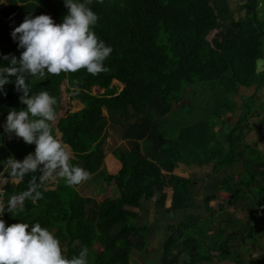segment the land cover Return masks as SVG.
<instances>
[{"label": "trees", "instance_id": "trees-1", "mask_svg": "<svg viewBox=\"0 0 264 264\" xmlns=\"http://www.w3.org/2000/svg\"><path fill=\"white\" fill-rule=\"evenodd\" d=\"M88 7L99 17L93 31L113 49L105 61L108 71L92 76L81 69L44 80L26 74V82L30 95L47 91L55 97L58 114L63 82L80 81L78 94L73 95V89L66 92L70 101L82 103L83 108L71 110L57 127L53 126L52 132L57 138L59 131L61 143L73 149L70 163L87 170L91 177L102 176L109 125L120 129L122 144L111 152L114 174H106L105 180L109 186H116L120 197L99 206L77 192L76 187L84 182L69 187L61 178L55 190H46L44 182L39 189L43 197L35 204L25 200L22 211L8 212L9 198L27 190L33 174L22 180L13 178L7 160L11 157L22 161L35 150L34 144H26L14 135L15 142L3 145L2 136L9 139L3 127L9 111L26 107L20 103L22 92L16 89V77L11 76L12 82L0 91V175L8 181L4 192L0 189V200L4 196L0 219L8 225L19 222L31 227L40 223L51 232L55 229L62 248L64 243H79L82 248L92 246L95 250L100 244L104 250L101 258L91 262L94 264L105 258L127 259L133 246L137 247L136 238L140 237L142 247L146 244V232L141 233L133 223L138 216L134 211L142 201L159 196L157 203L162 208L190 206L193 178L179 175L181 164H214L216 172L241 164L246 178L239 176L237 181L228 175L220 185L221 191L230 194V199L221 205L222 222L227 225L233 220L237 229H222L235 234L228 243L222 241L213 249L219 252L218 262L226 260L233 251L236 255L227 260L245 264L241 249H233L247 239L257 243L256 232L264 234V154L244 141V131L251 129L247 121L256 111L255 97L264 88V71L257 72V61L264 57V21L258 16L261 3L259 9L257 0L254 4L246 0L241 6L246 14L237 20L228 0H91ZM40 14L61 23L67 14L64 0H0V67L9 66L3 56L19 58L23 51L11 36L14 28L26 16ZM216 29L220 31L210 42L208 36ZM112 80L121 82L124 90L111 87L102 99L92 95L94 87ZM242 91L249 93L241 94L244 98L240 99L245 114L234 127H224L219 132L216 124L229 112L235 113ZM258 106L264 109V103ZM103 109L109 117L103 116ZM260 123L264 127V115ZM35 175L39 177L40 173ZM15 180H19L18 184ZM247 195L250 200H246ZM216 197L209 196L205 201L208 210ZM226 205L242 211L249 209V220L243 223L226 212ZM246 229L249 234L244 236ZM210 231L213 230L209 228ZM194 242L195 237L188 240L187 233L177 230L166 244L163 264H173L185 252L194 262L209 260L198 259L193 246V251L184 247ZM81 249L71 251L68 258L78 255ZM175 249L179 256H173ZM108 252L117 257L113 259ZM248 264H264V258Z\"/></svg>", "mask_w": 264, "mask_h": 264}, {"label": "clouds", "instance_id": "clouds-1", "mask_svg": "<svg viewBox=\"0 0 264 264\" xmlns=\"http://www.w3.org/2000/svg\"><path fill=\"white\" fill-rule=\"evenodd\" d=\"M89 4L91 0H64L67 14L61 23L47 14L29 15L11 33L23 51L19 58L3 56L9 66L0 67V91L12 82L9 77L15 76L16 89L22 92L20 103L26 107L9 111L4 132L9 139L14 135L26 144H34L35 150L22 161L11 157L7 160L13 178L22 180L25 175L33 174L27 190L9 198V213L22 211L25 200L35 204L42 199L39 189L47 180L59 177L67 186L74 187L91 179L90 172L70 163V151L53 135L56 98L47 91L30 95L26 82V74L44 80L50 75L75 73L81 69L92 76L108 71L105 61L113 49L93 31L99 17ZM79 84V80L74 81L73 95L80 92ZM37 172L39 177L35 175ZM3 211L0 205V212ZM88 256L89 249L84 246L78 255L68 258L60 240L40 223L31 227L19 222L8 225L0 219V264H88Z\"/></svg>", "mask_w": 264, "mask_h": 264}, {"label": "rangeland", "instance_id": "rangeland-1", "mask_svg": "<svg viewBox=\"0 0 264 264\" xmlns=\"http://www.w3.org/2000/svg\"><path fill=\"white\" fill-rule=\"evenodd\" d=\"M228 1H229V5L231 6L230 10L234 11V15H233L234 19L237 20L241 18L242 16H245L246 10L241 8V6H244L246 0H228ZM257 2H258V8L260 9V3H261V8H262L260 10L262 11V13L259 12L258 16L262 21H264V16H263L264 0H257ZM219 31L220 29H216L213 32H211V34L208 36V40L212 42L213 38L218 35ZM106 85H103L102 87H94L92 91V95L99 99H102L104 95L108 93L111 87H115V88L117 87L118 91L124 90V85L121 82H118L117 80L116 81L112 80L109 84H106ZM74 86H75L74 83H70L68 80H65L61 86L60 100H61L62 105H61L60 112L57 114L56 122L53 125L55 127L58 126L59 120L62 118V115L66 111L68 105H70V108L72 111H78L83 108V105L80 104L78 101H70L69 99L70 96L66 92L67 89H73ZM241 94L248 95L249 93L248 91H242V93L241 92L239 93V96L237 97V100H236L238 108L235 111V113L234 111L229 112V114L223 117V120L219 121L216 124V129L219 132H222L224 127L227 129L234 127L240 121V118L242 117V115L245 114V112L243 111V105L240 101L241 97H243ZM257 94H258L257 97H255V101L257 104L256 111L253 112L254 115L251 116L250 120L247 121V123L250 124L251 129L249 132L244 131L245 132L244 141L250 146L254 148L256 147L260 152H262V154H264V142L262 143L259 142V138L257 136L256 130H254L253 128L255 124L258 125L260 123V120L263 118V115H264V109L262 110V108L258 106L261 103H264V88L261 89ZM246 99L249 100V98H246ZM257 112L260 113V115L257 114ZM103 116L109 117L106 110H104ZM109 129H110V133L106 135L105 145L103 146V150L106 153V159H105V164L102 167L103 169L101 172L102 176L97 174L96 176L91 177V179L85 181L82 184V186L76 187L81 196L95 200V202L98 203L99 206L109 200L117 199L120 197V192L116 188V186L113 188L111 187V185L109 186L108 183L105 181L106 174L110 176L111 174H114V171H113L114 157L111 152L112 150L116 149L117 147H119V145L122 144V140L118 133L120 129L117 126H112V124L109 125ZM56 135H57V139L60 140L61 138H60L59 131H56ZM2 137L4 140L3 145L7 146V142L9 141V139L6 136H2ZM14 140H16V138H14ZM66 149L70 151L71 148L67 146ZM32 153H34V151ZM70 154L71 156H73L74 153L70 151ZM193 168H195V171L193 170ZM193 168H189L186 171L191 173V175L194 178H198L200 180L198 185L195 186L197 187L198 192L199 191L203 192V189H204L203 178L205 176L209 177L210 175L211 176L218 175L220 176V178L222 177L225 178L228 175H233L236 178V180L239 181L240 179L239 176H241L242 180H244L247 175V172H245L244 166H242L241 164H238L237 166H233L232 168L221 169L219 172L215 171L214 164H210V166H204V167H199L196 165ZM192 170L195 173L192 174L193 172ZM179 175L185 178H189L188 174L184 171H181ZM200 176H203V178H200ZM60 180L61 178L57 177L53 180L45 181V183L47 184V187L45 188H47L48 190L55 189L57 187V184L60 182ZM6 182H8L7 179H4L3 176L0 175V189L3 190L2 192H4L3 187H4V184H6ZM14 182L18 184L19 180H15ZM204 182H207V181H204ZM210 186L211 184L207 187H210ZM221 196L222 195H220V192H219V196H217L216 199L217 200L219 199L221 202H226L230 199V194L226 195V199H221ZM246 200H250V196L247 195ZM212 201L210 202V204H212ZM221 205H222L221 203H217V204L215 203L214 208L210 207L212 208L211 210H208L206 208V210L201 215L200 220H196L194 225L184 228V231L187 232L188 240L192 236L195 237L194 243H189L188 245H185L184 247L186 249H190V251H193L192 250V246H193L195 248V254L198 256H202V259L206 257L207 259L211 261H217L218 257L215 258L214 257L215 254L213 255V252L215 251L213 247H215L222 241H224V243H228V240H230L229 237H232L235 234L234 232L232 234H227L226 230H222V229L230 228L231 230L236 232L237 225L235 221L229 220V224L227 225H225L222 222ZM246 205L249 206L250 204H246ZM225 211L230 214H233L234 216H236L237 219H239L243 223H246L249 220V215L251 213L249 209L242 211V210H238L234 208L233 206H228V205H226ZM225 211L223 212L226 214ZM216 221L219 227L216 225L215 223ZM209 228L210 230H213L211 232L213 233V235L209 234ZM52 231H53L52 233H55V229L54 230L52 229ZM229 232L231 231H228V233ZM248 234H249V231L246 229V233L244 234V236H247ZM255 237H257V240H258L257 243H252L248 241L247 239L248 242L246 241V243L242 245V247L236 246L235 249H233V250L241 249L242 254H243L242 261L244 259L245 264H248L249 261H259L264 258V234L261 231H259L255 233ZM238 238L241 239V236H239ZM239 239H237L236 241L238 242ZM88 249H89V254H91L90 253L91 251L95 253L92 246L89 247ZM250 253H252V255H250ZM235 255H236L235 252L231 251L227 259H233ZM89 262H91V259H89ZM89 262L88 264H94V263H89Z\"/></svg>", "mask_w": 264, "mask_h": 264}, {"label": "crops", "instance_id": "crops-1", "mask_svg": "<svg viewBox=\"0 0 264 264\" xmlns=\"http://www.w3.org/2000/svg\"><path fill=\"white\" fill-rule=\"evenodd\" d=\"M9 141L15 142L16 140H14V138L12 137ZM73 157L74 154L72 158ZM193 167L194 166L186 167L181 164L180 171H184L189 175V177H193L191 173L186 171L189 168H193ZM193 170L195 171V168H193ZM194 171L192 172V174L195 173ZM202 177L203 176H200V178ZM208 181H212V180L209 179ZM223 181H224L223 178L216 176V178H214L213 180V185H211L207 189L206 188L203 189L204 193L200 191L198 192L197 187L193 186L192 200L190 206L187 208H182L177 210H171L170 207L162 208L161 206H158L157 203L158 200H160L159 196L158 197L156 196L151 201H142L140 208L134 211L138 214V216L133 221V223L136 225V227L139 230H141L140 231L141 233L146 232V244L142 247L141 244H139L140 237H138L135 239L137 241V247L133 246V248L130 250L129 253L130 258L129 256L127 257V259L117 258L116 260H109L108 258H105L99 264H150V263L163 264V258L166 256V244L169 241L170 237L174 235V233H176L177 230L180 229H183V232L186 234L187 232L184 231V228L188 226H192L195 224L196 220H200L201 215L206 210L205 201L207 200V198L209 196H219V192H220V195H222L221 199H226V195H228V193L223 192L220 189L221 187L220 185L223 184ZM77 192L79 193L78 190ZM168 198H171V193H168ZM168 202L170 203V201ZM215 203L222 204L223 202H221L219 199L218 200L214 199L212 201V204L209 203V206L211 205L210 207L214 208ZM211 232L212 231H210L209 234L213 235V233ZM244 244L245 243H242V245ZM79 248L80 249L82 248L79 245V243H75V244L73 243L71 246L66 245V243L63 244L64 254L67 257L71 253V251H73L74 249L79 250ZM103 250L104 247L98 244V246L95 247L94 250L95 253L92 251L90 252L91 254H89L88 256V262L89 259H91V262H96L99 258H101L99 255L103 252ZM218 253L219 252L217 251L213 252V255L215 254L214 255L215 258L218 256ZM108 254L113 259L117 257L116 254L112 255L110 252H108ZM173 256H179L177 249L173 251ZM197 257L199 259L202 256L200 257L197 256ZM231 261L232 260L229 261L223 260L218 262V260L217 261L202 260L199 262H194L192 258H190V256L185 252L173 264H234Z\"/></svg>", "mask_w": 264, "mask_h": 264}, {"label": "flooded vegetation", "instance_id": "flooded-vegetation-1", "mask_svg": "<svg viewBox=\"0 0 264 264\" xmlns=\"http://www.w3.org/2000/svg\"><path fill=\"white\" fill-rule=\"evenodd\" d=\"M253 128H254V130H256V133H257V136H258V138H259V142H264V136H261L260 135V133H261V130L264 128L263 127V125L261 124V123H259L258 125L257 124H255L254 126H253ZM208 166H210V165H208ZM201 167H204V166H201ZM222 172V171H221ZM223 174V173H222ZM216 176H218V175H210L209 177L208 176H205L204 178H203V180L204 181H207V182H204L203 181V184H204V188H208L207 186H209L210 184L212 185L213 184V180H214V178H216ZM218 177H220V176H218ZM193 179V183H192V185L193 186H197L198 185V183L200 182V180L198 179V178H194V177H192ZM206 178V179H205ZM223 179H224V177H222ZM212 180V181H208V180Z\"/></svg>", "mask_w": 264, "mask_h": 264}, {"label": "water", "instance_id": "water-1", "mask_svg": "<svg viewBox=\"0 0 264 264\" xmlns=\"http://www.w3.org/2000/svg\"><path fill=\"white\" fill-rule=\"evenodd\" d=\"M251 4H254V0H248ZM264 58L263 60H258L257 63H258V66H257V72L258 73H261L264 71ZM107 89V88H106ZM71 113V108H70V105L67 106V109L66 111L64 112V114L62 115V118L68 116L69 114ZM261 136H264V128L261 130V133H260ZM60 138H62V134L60 133ZM61 140V139H60ZM66 146V145H65ZM67 147V146H66ZM70 151L72 153H74L73 149L71 148Z\"/></svg>", "mask_w": 264, "mask_h": 264}, {"label": "built area", "instance_id": "built-area-1", "mask_svg": "<svg viewBox=\"0 0 264 264\" xmlns=\"http://www.w3.org/2000/svg\"><path fill=\"white\" fill-rule=\"evenodd\" d=\"M3 194H2V196H1V200H0V204L3 206V203H2V201H3ZM4 207V206H3Z\"/></svg>", "mask_w": 264, "mask_h": 264}]
</instances>
